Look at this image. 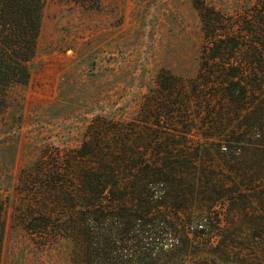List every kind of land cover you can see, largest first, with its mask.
I'll list each match as a JSON object with an SVG mask.
<instances>
[{
    "label": "trees",
    "instance_id": "1",
    "mask_svg": "<svg viewBox=\"0 0 264 264\" xmlns=\"http://www.w3.org/2000/svg\"><path fill=\"white\" fill-rule=\"evenodd\" d=\"M45 1L0 0V264L9 226L64 264H264V0H192L178 71L95 83L64 123L65 104L36 108L9 193Z\"/></svg>",
    "mask_w": 264,
    "mask_h": 264
},
{
    "label": "rangeland",
    "instance_id": "2",
    "mask_svg": "<svg viewBox=\"0 0 264 264\" xmlns=\"http://www.w3.org/2000/svg\"><path fill=\"white\" fill-rule=\"evenodd\" d=\"M191 1L100 0L98 9L89 10L66 0L45 1L31 77L25 88L14 91L16 97H23L24 123L9 171V193L14 191L12 186L27 153L25 143L36 130L32 127L40 122L35 109L65 104L64 123L83 108L97 89L95 83L110 93H121L139 63V73L154 72L163 65L178 71V63L192 56L193 44L200 37V22ZM239 1L207 0L224 5L229 12ZM136 107L131 104L127 111L134 112ZM79 138L75 136L68 144L76 145ZM37 243L26 233L7 227L1 264L65 263L55 250L40 248Z\"/></svg>",
    "mask_w": 264,
    "mask_h": 264
}]
</instances>
